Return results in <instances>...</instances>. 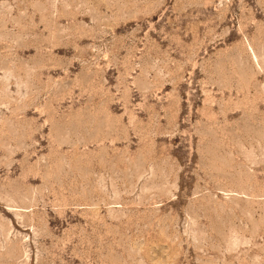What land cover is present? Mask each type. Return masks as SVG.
Returning a JSON list of instances; mask_svg holds the SVG:
<instances>
[{"label":"rangeland","instance_id":"374dc122","mask_svg":"<svg viewBox=\"0 0 264 264\" xmlns=\"http://www.w3.org/2000/svg\"><path fill=\"white\" fill-rule=\"evenodd\" d=\"M0 264H264V0H0Z\"/></svg>","mask_w":264,"mask_h":264}]
</instances>
